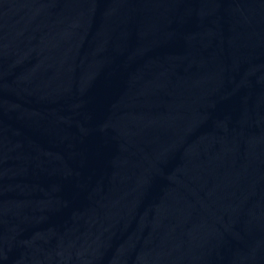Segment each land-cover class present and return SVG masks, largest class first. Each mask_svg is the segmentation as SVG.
<instances>
[{"label":"water","instance_id":"obj_1","mask_svg":"<svg viewBox=\"0 0 264 264\" xmlns=\"http://www.w3.org/2000/svg\"><path fill=\"white\" fill-rule=\"evenodd\" d=\"M0 264H264V0H0Z\"/></svg>","mask_w":264,"mask_h":264}]
</instances>
